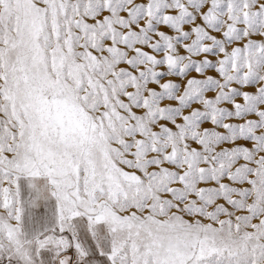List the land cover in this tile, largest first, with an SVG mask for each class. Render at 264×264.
Listing matches in <instances>:
<instances>
[{
	"label": "snow or ice",
	"instance_id": "snow-or-ice-1",
	"mask_svg": "<svg viewBox=\"0 0 264 264\" xmlns=\"http://www.w3.org/2000/svg\"><path fill=\"white\" fill-rule=\"evenodd\" d=\"M0 264H264V0H0Z\"/></svg>",
	"mask_w": 264,
	"mask_h": 264
}]
</instances>
